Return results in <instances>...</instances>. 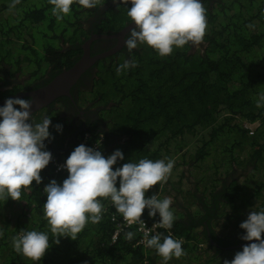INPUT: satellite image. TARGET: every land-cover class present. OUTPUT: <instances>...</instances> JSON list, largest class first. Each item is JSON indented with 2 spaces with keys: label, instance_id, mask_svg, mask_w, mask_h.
Returning a JSON list of instances; mask_svg holds the SVG:
<instances>
[{
  "label": "trees",
  "instance_id": "1",
  "mask_svg": "<svg viewBox=\"0 0 264 264\" xmlns=\"http://www.w3.org/2000/svg\"><path fill=\"white\" fill-rule=\"evenodd\" d=\"M108 1L113 2L101 0V4ZM10 3L0 0V82L10 78L28 85L51 65L57 71L70 67L76 59L71 57L80 52L79 37H87L83 21L97 7L86 9L73 3L70 14L58 21L48 0H20L12 11ZM203 6L211 25L203 49L196 47L190 52L186 44L160 57L147 45L138 44L140 48L129 52L138 66L119 75L116 69L124 63L123 56L108 68L101 60L96 63L99 79L89 96L102 106L113 102L98 112L105 131L93 123L79 129L59 109L50 108L32 118L34 123L51 119V139L44 141V150L59 159L68 158L84 132L91 140L101 136L96 149L105 158L115 150L123 153L124 159L117 161L113 170L128 161H156L163 148L171 146L179 154L186 137L199 134L200 144L192 153L180 155L189 157L182 163L181 173L192 188L184 191L162 182L145 193L147 198L160 188L173 200L170 211L174 221L170 229L160 231L161 243L168 235L178 238L185 254L167 264H224L230 259H221L225 252L242 251L247 245L230 247L244 241L240 237L245 230L239 225L250 211L264 210V107H256L264 93V0H216ZM128 7L130 3L108 5L99 11L95 25L119 30L131 21ZM61 42L69 46L63 47ZM21 87L16 83L8 91L0 90V99ZM86 93H79L80 104ZM222 112L228 115L222 116ZM242 121L260 124L248 135ZM57 124L62 125L59 132ZM150 140L157 146L149 147ZM167 154L172 155L169 148ZM67 175V171L55 172L50 160L40 172L41 183L33 181L30 188H22L20 201L0 200V264H165L155 249L135 245L139 234L133 226L122 227L112 240L122 215L111 205L105 208L101 221H89L76 240L62 237L58 245L53 243L55 237L43 216V189L52 180L62 184ZM97 199L101 204L105 200ZM15 203L21 206L18 212L12 210ZM141 217L148 223L159 220L158 214L149 217L148 209ZM217 224L223 225L224 233L216 235ZM21 230L48 234L50 247L40 261L14 251L12 238ZM128 232L134 233L131 240L125 237Z\"/></svg>",
  "mask_w": 264,
  "mask_h": 264
},
{
  "label": "clouds",
  "instance_id": "2",
  "mask_svg": "<svg viewBox=\"0 0 264 264\" xmlns=\"http://www.w3.org/2000/svg\"><path fill=\"white\" fill-rule=\"evenodd\" d=\"M19 3L20 0H11L9 11ZM48 3L52 5V14L60 21L70 14L73 3L92 9L101 5V0H48ZM113 3L131 4L127 16L134 27L129 30L124 43L129 52L138 44H145L160 57H165L172 54L174 47L181 48L189 43L199 47L203 42L207 19L201 0H113ZM261 12L264 14V9ZM137 66L134 60H125L116 72L119 75ZM17 105L18 108L15 107ZM31 106L30 99L9 98L0 107V200L3 201L8 198L20 201L21 189L30 188L33 181L40 184L41 170L53 158L59 159L44 150V141L51 139L48 131L51 119L45 117L42 122L34 123ZM256 107H264V93L259 95ZM55 128L59 132L62 125L57 124ZM199 144L198 137L195 146ZM123 159L120 150L105 158L98 149L84 144L75 147L62 166L67 170V178L62 184L52 180L43 189L46 194L43 216L55 237L53 243L58 245L62 237L76 240L77 234L89 221L93 224L101 221L103 205L97 198L110 199L115 211L122 215L128 225L144 223L141 216L147 208L149 217L159 215L158 227H172V198L160 200L156 194L145 198V193L158 183L162 185L167 181L174 161L144 158L138 163L128 161L113 170V165ZM239 227L245 230L240 239L255 242L243 246L242 251L235 253L231 261L225 260L224 264H264V239H261L264 210L250 211ZM144 235L145 246L155 249L165 264L173 257L179 259L185 254L182 241L173 239L171 235L163 237L162 243L160 233L151 238H148V231ZM133 236L132 232L125 234L128 240ZM12 246L17 254L38 262L50 247L49 236L44 232L21 230L12 238Z\"/></svg>",
  "mask_w": 264,
  "mask_h": 264
},
{
  "label": "flooded vegetation",
  "instance_id": "3",
  "mask_svg": "<svg viewBox=\"0 0 264 264\" xmlns=\"http://www.w3.org/2000/svg\"><path fill=\"white\" fill-rule=\"evenodd\" d=\"M216 0H201L203 5H211ZM207 3V4H206ZM112 4L113 2L108 1L107 3H103L101 5L97 6V11L91 13L90 16H88L83 21V28L87 31V37L81 36L79 39L81 40V43L79 44V47L77 49H80V52L77 51L76 55H73L71 58H76L74 62L79 60L85 53L84 44L88 42V46L86 47V53L89 56H94L98 54H104L103 57L98 58L95 62L92 63L89 67H87L80 75L79 77L69 86L68 91L63 94H59L53 98L50 102L46 103L42 107L34 110L32 113V118L35 117L38 113H45L50 108L53 109H59L61 114H67L68 118L70 119V122L73 125H77L79 129H84L88 124H95L97 126L98 130H106L105 121H103L99 115L98 112L100 109L103 108H109L113 102H106L105 106H102V104L98 103V100H92L91 97H87L86 99H82L83 104H80L79 102V93L82 90L87 91V93L91 92L93 88L96 87V80L99 79V76H97L95 73L97 72V65L96 63L101 60L100 63H104L106 65V68L109 67L111 62L116 63V59L123 56L125 60H131V56L129 57V50L125 46V40L128 37L129 30L134 27L132 26L123 36V38H94L95 35L99 34H113V32H118L121 28L127 26L129 23H132V21H127L124 26H122L119 30L113 31V29H118L119 27H109L108 29H98V26L95 25L96 21L99 19V11H101L103 8L107 7L108 5ZM78 44L77 42H75ZM61 45L63 47H68L69 44L65 43V45L61 42ZM190 47V52L194 51L196 47L191 45V43L188 44ZM140 48V47H137ZM199 48H204V43L202 42L199 45ZM136 49V48H135ZM134 50V49H133ZM73 58V59H74ZM106 58V59H105ZM73 62V63H74ZM72 63V64H73ZM113 63V64H114ZM71 66V65H70ZM65 68H62L63 70ZM61 70L57 71L55 65H51L48 68L45 69L42 76L33 82L29 83L28 85H25L22 83V80L18 79H10L7 78L4 82H0V90L1 91H8L12 89V87L18 83L21 84L23 87L19 89L18 91H15L14 93H10L8 96L1 98L0 101H3L7 98L14 97L15 98H21V99H30L33 100L32 94L30 92H34V90L39 89L48 83H50L58 74L61 72ZM15 97L16 95H18ZM5 103V102H4ZM4 103L0 105V107L4 106ZM15 107H19L18 105ZM44 118V116H43ZM101 122V123H99ZM99 125V127H98ZM206 224V223H205ZM207 229V235L208 238H210V231L208 226H206ZM216 235H219L221 233H218V231H214ZM261 239H264V236H261ZM252 241H241L237 243L236 245L230 246L231 248H235L238 246H243L245 244H248ZM213 243L217 244V241H213ZM234 258V257H233ZM231 258L230 261L233 259Z\"/></svg>",
  "mask_w": 264,
  "mask_h": 264
},
{
  "label": "built area",
  "instance_id": "4",
  "mask_svg": "<svg viewBox=\"0 0 264 264\" xmlns=\"http://www.w3.org/2000/svg\"><path fill=\"white\" fill-rule=\"evenodd\" d=\"M221 115L224 116V115H228V114L226 112H222ZM258 125H259L258 121H242V126L247 130V133L249 135H253V133L255 132V130L258 127ZM198 135H196V137L195 136H191V135L186 137V139L182 143V149L179 151V154L176 153V151H174L173 146H171V148L168 147L169 150H170V153H172V155H168L167 154L168 148H163V150L161 152V155H159V158L157 160L164 159L165 162H167L172 157H179L180 158L181 157L180 156L181 153H183L185 155H189L193 151V149L196 147L195 146L196 143H194V142H195V139H198ZM90 138H91V136L88 133H84L82 135V137L79 139L77 146H79L80 144H84L86 147H91L93 149H96L98 147V145L102 141L101 136H98V137L94 138L93 140H91ZM148 144L152 145L153 147H156L158 143L153 142V141L150 140L148 142ZM185 157H187V156H185ZM52 161H53L52 164H53L55 172H65V171H67L66 169H64L62 167L64 165L66 159L65 160H59L57 158H53ZM174 167H175V164H174ZM185 181H187V179ZM185 181L180 175H176V171L174 169V172H173L172 176L169 175L166 182L174 183V185L178 184L180 186V189H183L184 191L185 190L187 191L188 189H187V187H185V184H184ZM153 194H156L158 199H164L166 197H170V195H168L165 191L164 192L161 191L160 188L157 189ZM153 194H151L147 198H150ZM102 205H103L102 213L105 211V208L107 206H110V205L112 206V204L110 202V199H105L104 201H102ZM15 206H17V208H14ZM20 208H21L20 204L19 203H15L13 205V207H12V210H16L18 212V211H20ZM9 211H11V210H9ZM141 220L144 223H136V224H133V225H128L127 222L122 217L119 222H116L117 228H116L115 232L112 234V240H114L116 238V234L122 229V227L133 226V227H135V230L139 234L138 240L135 242V245L140 244V245L145 246V243H144V240H145L144 233H145V231H148V233H149L148 238H151L152 235H155L156 233H160L161 230H166V231L168 230V229L161 228V227L157 226V222L159 220H156V221H153V222H150V223L144 221L142 219V217H141ZM176 240H180V239L177 238Z\"/></svg>",
  "mask_w": 264,
  "mask_h": 264
},
{
  "label": "water",
  "instance_id": "5",
  "mask_svg": "<svg viewBox=\"0 0 264 264\" xmlns=\"http://www.w3.org/2000/svg\"><path fill=\"white\" fill-rule=\"evenodd\" d=\"M133 23V22H132ZM129 23L127 26L121 28L118 32H113V34H99L95 35L94 38H123L125 33L134 25ZM88 46V42L84 44L85 53L84 55L74 62L70 67L61 70L59 74L47 85L34 90V92H30L33 96L32 106L30 112L42 107L46 103L53 100V98L59 94L66 93L68 91L69 86L79 77V75L93 62H95L98 58L103 57L104 54H98L94 56H89L86 53V47ZM19 96L16 95L15 97ZM14 98V97H10ZM9 99V98H7ZM7 99L0 101V105H2Z\"/></svg>",
  "mask_w": 264,
  "mask_h": 264
},
{
  "label": "rangeland",
  "instance_id": "6",
  "mask_svg": "<svg viewBox=\"0 0 264 264\" xmlns=\"http://www.w3.org/2000/svg\"><path fill=\"white\" fill-rule=\"evenodd\" d=\"M210 24H208L207 23V29H206V33H208L209 32V29H210ZM205 33V34H206ZM90 95V93H86V96L87 97H90L89 96ZM196 141H197V139H195V142L194 143H196ZM147 143H148V141H147ZM149 147H153L152 145H149ZM189 157H185V156H181L180 158L179 157H172L171 159L174 161V164H175V167L173 166V168H172V170H171V173H170V176H172V174H173V172H174V169H175V171H176V175H180L183 179H184V181L187 179V181H185V187H187V189L189 190L190 188H192V183L191 182H189V180H188V177L187 176H185L184 174H182L181 173V165H182V163L185 161V160H187ZM174 184V183H173ZM178 185V184H177ZM177 185H175L176 187H178ZM179 189H180V186L178 187ZM14 208H17V206H15ZM224 229V227H223V225L222 224H217L216 226H215V230L216 231H218V233H224L222 230ZM239 251H241V250H229V251H227V252H225L224 254V256L222 255L221 256V259L222 260H224V259H226V258H233L234 257V255H235V253H237V252H239ZM230 259H229V261H230ZM216 263H219V262H216ZM215 263V264H216Z\"/></svg>",
  "mask_w": 264,
  "mask_h": 264
},
{
  "label": "bare ground",
  "instance_id": "7",
  "mask_svg": "<svg viewBox=\"0 0 264 264\" xmlns=\"http://www.w3.org/2000/svg\"><path fill=\"white\" fill-rule=\"evenodd\" d=\"M205 163V162H204ZM244 217V216H243ZM246 220V219H245Z\"/></svg>",
  "mask_w": 264,
  "mask_h": 264
}]
</instances>
